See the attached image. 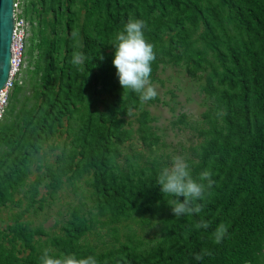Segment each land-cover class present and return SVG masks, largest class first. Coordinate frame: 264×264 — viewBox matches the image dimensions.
<instances>
[{
    "label": "trees",
    "instance_id": "16d2710c",
    "mask_svg": "<svg viewBox=\"0 0 264 264\" xmlns=\"http://www.w3.org/2000/svg\"><path fill=\"white\" fill-rule=\"evenodd\" d=\"M35 2L43 9L47 3L62 7L70 0H29L31 11H35ZM83 3L87 16L78 31L85 64L77 67L70 63L79 45L70 41L75 26L69 19L67 35L49 40L46 64L40 74L31 76L35 79L30 96L33 102L19 108L6 122L9 104L14 109L22 90L14 81L0 128V141L5 144L0 153V204L12 201L18 193L42 144L64 132L66 144L57 154L55 166H47L25 190L24 209L35 202L41 207L36 198L39 185L44 184L51 196L64 176L72 180L91 174L86 183L100 212L109 214L111 222L147 214L158 217L159 238L147 250L123 243L96 253L79 243L90 228L80 204L72 207L70 218L62 226L64 233L50 239L55 250L51 254L93 255L98 264H256L264 249V0ZM18 16L25 22L23 56L29 22L24 8ZM130 18L146 21L145 38L156 53L152 75L160 58L175 64L184 61L191 77L209 70L203 86L210 102L202 114L206 126L198 128L201 140L192 148L194 156L188 163L194 177L211 168L215 183L211 196L202 202V213L191 218H175L155 183L158 169L165 164L157 160L123 166L117 163L119 147L133 135L125 117L129 109L140 110L142 105L136 93L123 90L112 63V38ZM200 25V33L193 38ZM35 45L42 46L40 42ZM61 46L64 54L59 60ZM94 102H100L102 110L93 106ZM82 104L85 110L79 111ZM146 115L139 114L138 137L148 145L159 137L145 126ZM184 118L181 115L178 121L186 124ZM43 178H48L47 182L43 183ZM201 217L211 222L209 229L192 227ZM222 222L228 232L220 244H215L211 233ZM6 230H0V264H39L44 248L34 235L42 234V230L31 229L19 220L7 225ZM18 240L27 249L25 255L15 252ZM203 249L210 250L211 255L193 261L192 253Z\"/></svg>",
    "mask_w": 264,
    "mask_h": 264
},
{
    "label": "rangeland",
    "instance_id": "374dc122",
    "mask_svg": "<svg viewBox=\"0 0 264 264\" xmlns=\"http://www.w3.org/2000/svg\"><path fill=\"white\" fill-rule=\"evenodd\" d=\"M83 1L70 0V3H65L62 7L47 3L44 8L42 7L43 9L39 2H35V11H31L29 0L18 1L17 13H21L24 8V15L29 22L26 29L28 41L20 69L16 74V83L21 86L22 90L18 92L14 109H11L9 104L4 121L8 122L13 119L19 108L28 107L29 103L33 102L34 99L30 96L35 79L31 76L40 74L45 66L49 40L53 37L62 38L67 35V20L72 19L75 28L81 29L83 19L87 16ZM200 30L201 25L193 38L198 36ZM70 41L72 44L79 45L80 51L82 45L80 35L75 40L71 38ZM38 42L42 44L40 48L35 45ZM165 48L166 45L163 49ZM63 54L64 46H61L57 54L59 60L62 59ZM26 69H29L28 72ZM208 71L200 72L199 77H191L185 70L184 61L175 64L166 59L157 60L151 83L155 86L158 95L156 99L143 103L140 110H131L125 117L127 126L133 130V135L119 147L120 155L117 157V163L120 166L132 162L145 164L153 160L167 165L174 155H182L187 161L194 156L192 148L201 140L198 136V128L206 126L202 114L210 106L208 95L203 90ZM24 100L26 102L22 103ZM83 105L80 106L79 111L85 110L86 106ZM93 106L102 110L100 102H94ZM141 112L147 113L144 124L159 137L157 142H148L149 144L145 145L138 137V118ZM181 115H184L186 124L178 121ZM75 122L74 119L72 124L74 125ZM2 125L3 121L0 123V128H3ZM66 125L67 119L65 118L63 128ZM65 144L64 132L56 134L42 144L41 149L28 165L29 174L24 184L19 187L18 193L14 194L12 201L0 204V230L7 231V225L13 224L16 220L27 223L31 229L42 230V234L34 235L40 247L55 251L50 244V239L64 233L62 226L70 218L72 207L82 204L81 212L86 215L90 224L89 230L79 239V243L84 247L100 253L118 248L123 243L135 245L141 250L154 246L159 238V218L147 214L143 217L111 222L109 214L100 212L92 200V188L86 183L91 178V174H84L72 180L64 176L51 196L44 184L39 185L36 198L40 201L41 207L37 208L38 202H35L30 208L24 209L27 203L25 190L37 175H42L46 171L47 166H55L56 156ZM4 149L5 144L0 141V153ZM47 180L48 178H43L42 182H47ZM14 248L20 256L27 253V249L20 240L15 243ZM260 254V259L256 264H264V249Z\"/></svg>",
    "mask_w": 264,
    "mask_h": 264
},
{
    "label": "clouds",
    "instance_id": "9594fccd",
    "mask_svg": "<svg viewBox=\"0 0 264 264\" xmlns=\"http://www.w3.org/2000/svg\"><path fill=\"white\" fill-rule=\"evenodd\" d=\"M146 21L139 18H130L118 30L111 41L114 48L112 63L116 68V75L123 90L136 93L140 102L146 103L156 99L158 92L151 83L152 63L156 60L154 45L145 38ZM72 38L79 37L78 29L72 31ZM101 60L104 59L99 54ZM86 57L80 51H74L70 63L79 67L85 64ZM131 110L129 109V113ZM211 168L205 169L194 177L192 168L182 155L172 156L170 162L159 168L155 183L160 186V192L175 218L187 216L189 218L202 213L204 203L211 196V189L215 183L212 179ZM183 197V199H180ZM211 222L201 217L194 221L192 227L196 230H207ZM228 226L220 223L211 233L215 244H220L226 237ZM187 238V233L185 234ZM210 250L203 249L193 252V261H202ZM39 264H98L93 255L77 256L76 254H51L44 248L39 256Z\"/></svg>",
    "mask_w": 264,
    "mask_h": 264
},
{
    "label": "built area",
    "instance_id": "2783aa9c",
    "mask_svg": "<svg viewBox=\"0 0 264 264\" xmlns=\"http://www.w3.org/2000/svg\"><path fill=\"white\" fill-rule=\"evenodd\" d=\"M19 0L13 1L14 7V30L11 43V68L7 81L0 89V122L7 110L10 95L16 79V74L20 69L23 52V39L25 37V22L23 18L17 14V6Z\"/></svg>",
    "mask_w": 264,
    "mask_h": 264
},
{
    "label": "water",
    "instance_id": "95a60500",
    "mask_svg": "<svg viewBox=\"0 0 264 264\" xmlns=\"http://www.w3.org/2000/svg\"><path fill=\"white\" fill-rule=\"evenodd\" d=\"M14 0H0V89L11 68V43L14 30Z\"/></svg>",
    "mask_w": 264,
    "mask_h": 264
}]
</instances>
